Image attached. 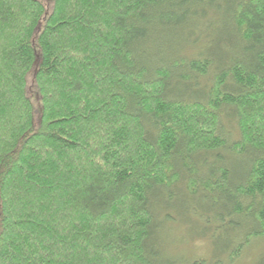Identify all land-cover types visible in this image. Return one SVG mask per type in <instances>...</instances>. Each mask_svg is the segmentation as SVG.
<instances>
[{"label": "trees", "instance_id": "trees-1", "mask_svg": "<svg viewBox=\"0 0 264 264\" xmlns=\"http://www.w3.org/2000/svg\"><path fill=\"white\" fill-rule=\"evenodd\" d=\"M178 203L264 242V0H0V264H182Z\"/></svg>", "mask_w": 264, "mask_h": 264}, {"label": "rangeland", "instance_id": "rangeland-1", "mask_svg": "<svg viewBox=\"0 0 264 264\" xmlns=\"http://www.w3.org/2000/svg\"><path fill=\"white\" fill-rule=\"evenodd\" d=\"M212 24L213 27H215V24ZM165 42L166 41L158 40V44H162L161 46H163V49H160L161 53H159L157 56H154V54L150 55L148 63L150 68L153 69L154 65L158 61L157 59L164 58L162 55H164V52H166V48L167 50L169 49V45H167ZM189 54L190 52L188 51L187 56H189ZM166 56H169L170 60L173 59L169 54ZM204 82L205 81L201 79V83ZM222 121L224 124L223 129H225L226 134L235 138V135L237 134L235 126L233 124H229L231 122L226 119V116L222 117ZM243 168L244 167H242L241 164L233 165L236 177L243 175ZM176 209L178 210H175L176 214H172L175 221L172 222L171 220L164 219V216V226H162V229L159 231V237L161 241H165L166 244L167 240L168 244H172L177 249V252L172 250V254H168V257H171L182 264H193L197 260L210 258L213 254L212 249L214 247V238L216 236L215 230L207 232V234H205L207 235L205 239L199 238L198 236L200 234H204L208 227L191 217L188 212V207L185 205L178 203ZM223 235L224 233H221L222 237ZM263 243L264 242L262 241L255 243L254 246L247 250L239 264H257L260 260L259 257L264 252Z\"/></svg>", "mask_w": 264, "mask_h": 264}]
</instances>
